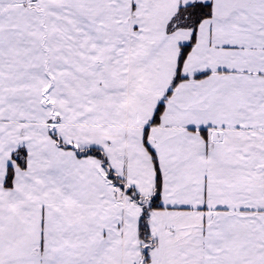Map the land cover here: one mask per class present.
<instances>
[{
    "label": "snow or ice",
    "instance_id": "obj_1",
    "mask_svg": "<svg viewBox=\"0 0 264 264\" xmlns=\"http://www.w3.org/2000/svg\"><path fill=\"white\" fill-rule=\"evenodd\" d=\"M0 264H264V0H0Z\"/></svg>",
    "mask_w": 264,
    "mask_h": 264
}]
</instances>
